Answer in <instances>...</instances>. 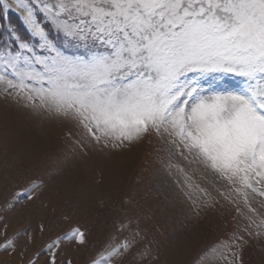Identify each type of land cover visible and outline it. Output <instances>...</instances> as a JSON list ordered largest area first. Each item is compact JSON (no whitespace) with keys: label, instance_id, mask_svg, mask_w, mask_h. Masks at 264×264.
Segmentation results:
<instances>
[{"label":"snow or ice","instance_id":"6c2138e0","mask_svg":"<svg viewBox=\"0 0 264 264\" xmlns=\"http://www.w3.org/2000/svg\"><path fill=\"white\" fill-rule=\"evenodd\" d=\"M12 11L30 39L7 28L0 94L82 129L85 147L154 134L255 211L249 195L264 197V0H0V15ZM240 259L234 252L231 264Z\"/></svg>","mask_w":264,"mask_h":264},{"label":"rangeland","instance_id":"374dc122","mask_svg":"<svg viewBox=\"0 0 264 264\" xmlns=\"http://www.w3.org/2000/svg\"><path fill=\"white\" fill-rule=\"evenodd\" d=\"M10 25L30 39L12 11L0 15V41ZM82 134L0 94V264H95L125 242L111 264H231L234 252L237 264H264V197L250 194L249 212L225 181L154 134L119 147H85Z\"/></svg>","mask_w":264,"mask_h":264},{"label":"trees","instance_id":"16d2710c","mask_svg":"<svg viewBox=\"0 0 264 264\" xmlns=\"http://www.w3.org/2000/svg\"><path fill=\"white\" fill-rule=\"evenodd\" d=\"M9 17H10V16H9ZM9 17L5 18V17L3 16V22H4V24L7 23V21H9ZM2 27H3L4 30L6 29V26H5V25H2Z\"/></svg>","mask_w":264,"mask_h":264}]
</instances>
